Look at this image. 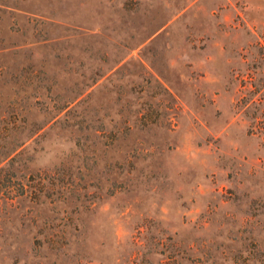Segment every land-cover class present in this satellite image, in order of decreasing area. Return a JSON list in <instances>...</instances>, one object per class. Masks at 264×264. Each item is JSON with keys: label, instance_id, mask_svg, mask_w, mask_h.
<instances>
[{"label": "rangeland", "instance_id": "1", "mask_svg": "<svg viewBox=\"0 0 264 264\" xmlns=\"http://www.w3.org/2000/svg\"><path fill=\"white\" fill-rule=\"evenodd\" d=\"M0 264H264V0H0Z\"/></svg>", "mask_w": 264, "mask_h": 264}]
</instances>
